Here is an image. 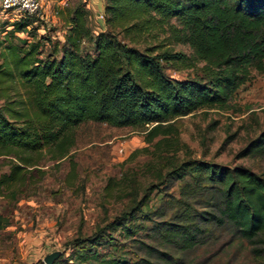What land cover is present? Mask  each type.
Here are the masks:
<instances>
[{
    "label": "trees",
    "instance_id": "trees-1",
    "mask_svg": "<svg viewBox=\"0 0 264 264\" xmlns=\"http://www.w3.org/2000/svg\"><path fill=\"white\" fill-rule=\"evenodd\" d=\"M87 8L86 1H77L61 11L62 39L46 34L37 16L0 20V157L9 165L0 176V192L23 183L27 168L44 153L53 161L66 157L79 125L129 127L143 132L147 144L130 159L149 153V145L154 147L150 157L163 149L167 174L183 181L184 194L188 176L215 185L217 224L229 223L254 243L264 232V173L195 160L178 164L173 123L199 109H228L250 69L264 71V0H104L105 29L96 33ZM40 28L46 32L37 34ZM22 33L29 39L17 36ZM169 40L188 45L190 53L165 48ZM167 68L193 73L176 79ZM261 151L264 131L243 153ZM133 191L127 210L87 238L75 239L73 251L67 256L61 251L53 264H153L125 257L124 243L114 235L120 229L124 239L133 238L139 220L149 217L148 195L135 201ZM8 225L0 215V229ZM253 250L264 253V248Z\"/></svg>",
    "mask_w": 264,
    "mask_h": 264
},
{
    "label": "rangeland",
    "instance_id": "rangeland-1",
    "mask_svg": "<svg viewBox=\"0 0 264 264\" xmlns=\"http://www.w3.org/2000/svg\"><path fill=\"white\" fill-rule=\"evenodd\" d=\"M77 1L91 7L87 22L93 32L105 29L103 11L96 15L92 10L104 5V0H41L42 23L52 39H62L66 26L58 24L54 12L66 11ZM45 32L40 28L37 34ZM17 36L29 39L26 33ZM172 41L165 48L190 53L188 45ZM84 47L88 49L90 43ZM166 73L183 79L193 72L167 68ZM229 105L228 109H199L174 121L178 164L195 160L264 173V151L243 153L264 131V71L250 69ZM145 146L139 130L86 122L75 128L66 157L53 161L44 153L27 168L23 183L0 192V215L10 223L0 229V264H45V255L55 250L69 255L75 239L87 238L130 207L131 189L138 193L135 201L148 195L149 217L139 220L141 226L133 238L124 239L120 229L114 232L124 243L125 257L153 264H264V253L253 250L264 248V232L250 243L229 223L217 224V187L201 183L200 175L198 181L185 176L190 187L184 194L183 181L167 174V159L160 158L166 155L163 149L160 156L150 157L154 147L149 145V153L129 158ZM6 160L0 157V176L9 172ZM184 199L189 203L184 204ZM99 250L111 255L108 247Z\"/></svg>",
    "mask_w": 264,
    "mask_h": 264
},
{
    "label": "built area",
    "instance_id": "built-area-1",
    "mask_svg": "<svg viewBox=\"0 0 264 264\" xmlns=\"http://www.w3.org/2000/svg\"><path fill=\"white\" fill-rule=\"evenodd\" d=\"M41 8V0H0V20L24 16H37L42 18Z\"/></svg>",
    "mask_w": 264,
    "mask_h": 264
},
{
    "label": "crops",
    "instance_id": "crops-1",
    "mask_svg": "<svg viewBox=\"0 0 264 264\" xmlns=\"http://www.w3.org/2000/svg\"><path fill=\"white\" fill-rule=\"evenodd\" d=\"M42 4H43V3H42ZM42 6H43V5H42ZM87 7L91 8V7L88 6V5H87ZM92 10H93V12H94L96 15H100L101 11H103V4H102L100 7H98V6H94V7H92ZM54 15L57 17L56 19L58 20L57 22H59V23H58L59 25H61L62 23H64V22H63V14H62L61 11H59L58 13H57V11L54 12ZM44 16L47 17V14L45 15V13H44ZM61 22H62V23H61Z\"/></svg>",
    "mask_w": 264,
    "mask_h": 264
},
{
    "label": "water",
    "instance_id": "water-1",
    "mask_svg": "<svg viewBox=\"0 0 264 264\" xmlns=\"http://www.w3.org/2000/svg\"><path fill=\"white\" fill-rule=\"evenodd\" d=\"M61 255V251L59 250H55L51 253H48L47 255H45V257L43 258V262L45 264H53V262Z\"/></svg>",
    "mask_w": 264,
    "mask_h": 264
}]
</instances>
